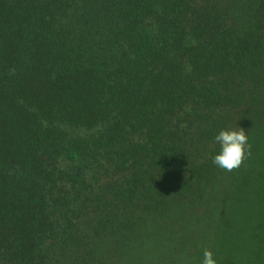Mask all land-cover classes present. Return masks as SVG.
I'll list each match as a JSON object with an SVG mask.
<instances>
[{"label":"trees","instance_id":"1","mask_svg":"<svg viewBox=\"0 0 264 264\" xmlns=\"http://www.w3.org/2000/svg\"><path fill=\"white\" fill-rule=\"evenodd\" d=\"M241 128L264 138V0H0V264L160 243Z\"/></svg>","mask_w":264,"mask_h":264},{"label":"rangeland","instance_id":"2","mask_svg":"<svg viewBox=\"0 0 264 264\" xmlns=\"http://www.w3.org/2000/svg\"><path fill=\"white\" fill-rule=\"evenodd\" d=\"M230 170L226 191L213 194L203 218H185L179 232L169 230L157 239L160 243L150 239L145 250L133 251L129 260L114 264H205L208 252L215 264H264V191L258 192L264 138H253L240 165ZM243 173L251 176L245 179Z\"/></svg>","mask_w":264,"mask_h":264},{"label":"clouds","instance_id":"3","mask_svg":"<svg viewBox=\"0 0 264 264\" xmlns=\"http://www.w3.org/2000/svg\"><path fill=\"white\" fill-rule=\"evenodd\" d=\"M221 145L220 151L213 157V163L221 168L232 169L240 165L248 142L246 132L241 129H224L215 137ZM205 264H215L212 253H206Z\"/></svg>","mask_w":264,"mask_h":264}]
</instances>
